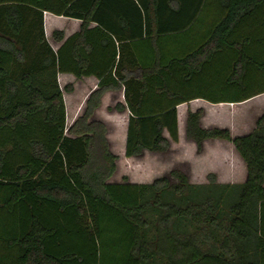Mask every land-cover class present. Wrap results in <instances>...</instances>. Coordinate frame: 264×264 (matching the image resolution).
<instances>
[{"label": "trees", "instance_id": "obj_1", "mask_svg": "<svg viewBox=\"0 0 264 264\" xmlns=\"http://www.w3.org/2000/svg\"><path fill=\"white\" fill-rule=\"evenodd\" d=\"M45 13L82 22L57 51ZM252 72L264 73V0H0V264H264V114L233 139L202 128L204 110L188 113L186 139L199 151L231 142L242 184L214 174L191 184L179 170L112 183L118 157L93 120L103 95L125 86L126 157L165 153L179 140L178 106L264 94L209 99L191 94L196 81L244 92ZM67 73L99 81L69 129L58 84Z\"/></svg>", "mask_w": 264, "mask_h": 264}, {"label": "rangeland", "instance_id": "obj_2", "mask_svg": "<svg viewBox=\"0 0 264 264\" xmlns=\"http://www.w3.org/2000/svg\"><path fill=\"white\" fill-rule=\"evenodd\" d=\"M66 22L59 21L58 25L54 26L47 33V38L55 49H57V45L55 44L53 33L62 32L66 34L72 29V23ZM208 22L202 21L192 31L193 36H195V33H200L201 26H205ZM202 29L204 31V27ZM186 39L187 37L179 39L183 41V44L185 43L186 47L182 46L185 51L189 50L193 45V43L189 45V42L185 41ZM174 43L178 42L175 39L168 41L165 43V47L172 49ZM200 81L204 82L200 83L196 81L194 83V89L191 90L192 95L204 96L209 99H236L243 94H252L262 89L264 87V73L252 72L248 80L249 82H245L244 84V92L236 88L230 90L212 88L214 86L213 82H215L214 79ZM62 83L65 86L69 85L64 79H62ZM72 85L74 87L75 82ZM72 85L69 86L71 87ZM76 98L78 99L80 108L82 98L78 93H76ZM108 106H113L110 98L107 99L106 104L102 105V108L98 111L96 121L106 125L109 131L108 140H110L112 152L118 157L117 170L110 182L123 183L128 181L134 184H150L155 179L168 175L173 170L185 173L191 184H208L209 176L213 174L217 177L218 183H226L229 180V174H235L239 181L243 180L241 178V175L244 173L243 164L229 142L213 144L207 142L206 150L202 148L199 151L195 143L188 141L182 136L179 137L177 143L171 144L168 152L156 155L149 154L141 159L125 158L122 150V141L125 135L126 120L123 115L111 113V107L108 109ZM200 108L206 112V116L204 117L203 115L202 119L204 128L228 129L231 132L232 138H235L255 128L258 117L264 114V96L261 95L249 103L240 104L206 105L205 103H198L196 109L200 110ZM81 115L82 113L79 117ZM67 125L68 128L71 127V124L68 122ZM222 146H228V149H224ZM224 150L226 155L229 156V161L226 163L221 159V154Z\"/></svg>", "mask_w": 264, "mask_h": 264}, {"label": "crops", "instance_id": "obj_3", "mask_svg": "<svg viewBox=\"0 0 264 264\" xmlns=\"http://www.w3.org/2000/svg\"><path fill=\"white\" fill-rule=\"evenodd\" d=\"M59 21L60 22L67 21L66 23H72L73 26H72V29L68 33H66V34L64 33V40L61 43H58V42H56L54 40L55 44L57 45V49L53 48L51 42L47 38L48 41L50 42L52 48L55 51H57L68 38H70L74 34L78 33L80 31V28H81V25H82V22L78 21V20L67 19V18H64V17H57V16H55L53 14L45 13V15H44V24H45L46 36H47V33L50 32L53 29L54 26L58 25ZM91 27H94V25H91ZM62 79H64L66 82H68L69 85H72L75 82V86L74 87H73V85L71 86V87H73V89L72 90H68L67 88H68L69 85L65 86V84L62 83ZM58 84H59L60 90L63 93L64 102H65L66 125H67V122H68L72 126L79 118H81L84 115V113L86 111V108H87L88 100H89L91 94L98 89L99 81L95 77H82V78L79 79V78H76L73 74H68L67 73V74H59L58 75ZM76 93H78L79 96L82 98V102L80 104V108H79V105H78L79 104L78 103V99L76 98ZM259 96H261V95H259ZM259 96H257V97H259ZM262 96H264V94H262ZM257 97H255V98H257ZM108 98H110V102L113 105V106H108L107 107L108 109L111 107V111L110 112L114 113V114L115 113L116 114H120L121 116L123 115L125 120H126V125H125V129H124L125 135H124V139L122 141V150L124 152L125 158H127L126 155H125V149H126L127 130H128V122H129V118H130V111L127 108V104H126V101H125V86H122V88H120L118 90L108 91V92H106L103 95V97L101 99V107H99L95 111V115L93 117V120L94 121L97 120L98 111L102 108V105L106 104V101H107ZM255 98H253V99H255ZM253 99L248 100V101L243 102V103H249ZM198 103H205L206 105H208V104L214 105V104H211V103L206 102L204 100H195V101H192L190 103L182 104V105L177 107V110H178V121H179L178 122V125H179V137L183 136V137L186 138V125H187L188 113L189 112L198 111L199 109H196L198 107ZM117 105H123L126 108L124 109V111H119L116 108ZM217 105H221V104H217ZM200 109H202V108H200ZM81 113H82V115H81V117H79V115ZM205 116H206V112L204 110V117ZM260 117H258V119ZM201 125H202V128H204L203 127V120H201ZM204 129H212V128H204ZM253 129H251L250 131L246 132L243 135H239V136H236V137H241V136L248 135L250 132L253 131ZM108 136H109V131L107 130V138L109 139ZM165 136L167 138H169V135H168L167 132H165ZM109 142H110V140H109ZM207 142H211V144L218 143V142L219 143H227L226 141H220V140H208V141L204 142L203 150H206ZM229 144L233 146V149H234L235 153L238 155L240 161L243 164L244 173L241 175V178L243 180L239 181V180H237L238 177L235 174H233V175L229 174V180L226 183H223V184H242L247 179V168H246V165H245L244 161L241 159L240 155L236 151L234 145L231 144V142H229ZM222 147L224 149H228V146H222ZM110 149L112 151L111 145H110ZM149 154H151V153L146 151L141 157H133V158H127V159H138V158L141 159V158H143L145 156H148ZM157 154H161V153H157ZM152 155H154V154H152ZM228 157L229 156L226 155L225 150H224V152L221 154L222 161L224 163H226L227 161H229ZM113 183H116V182H113Z\"/></svg>", "mask_w": 264, "mask_h": 264}]
</instances>
